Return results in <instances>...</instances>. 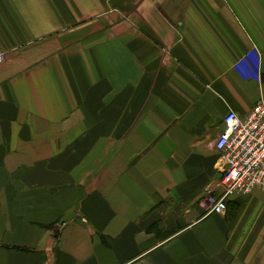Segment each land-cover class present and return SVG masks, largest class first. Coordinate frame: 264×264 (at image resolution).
Here are the masks:
<instances>
[{
    "label": "crops",
    "instance_id": "0c3cea01",
    "mask_svg": "<svg viewBox=\"0 0 264 264\" xmlns=\"http://www.w3.org/2000/svg\"><path fill=\"white\" fill-rule=\"evenodd\" d=\"M0 41V264H264L262 189L203 206L264 0H0Z\"/></svg>",
    "mask_w": 264,
    "mask_h": 264
},
{
    "label": "built area",
    "instance_id": "2783aa9c",
    "mask_svg": "<svg viewBox=\"0 0 264 264\" xmlns=\"http://www.w3.org/2000/svg\"><path fill=\"white\" fill-rule=\"evenodd\" d=\"M0 41V63L6 58ZM221 178L216 191H209L208 211L222 213L228 198L264 191V97L244 115L230 110L223 128L214 141Z\"/></svg>",
    "mask_w": 264,
    "mask_h": 264
},
{
    "label": "rangeland",
    "instance_id": "374dc122",
    "mask_svg": "<svg viewBox=\"0 0 264 264\" xmlns=\"http://www.w3.org/2000/svg\"><path fill=\"white\" fill-rule=\"evenodd\" d=\"M209 193L204 197V209H205V211H208L207 209H208V207H209V205H208V198H209Z\"/></svg>",
    "mask_w": 264,
    "mask_h": 264
}]
</instances>
